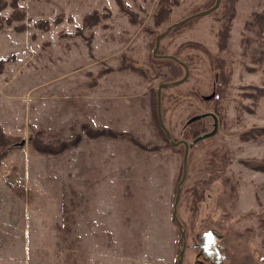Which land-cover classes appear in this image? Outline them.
<instances>
[{"label": "rangeland", "instance_id": "374dc122", "mask_svg": "<svg viewBox=\"0 0 264 264\" xmlns=\"http://www.w3.org/2000/svg\"><path fill=\"white\" fill-rule=\"evenodd\" d=\"M13 1L0 0V124L19 138L0 162V264H176L184 145L160 125L157 90L185 70L168 55L188 67L160 91L173 140L191 116L217 118L216 132L188 150L176 213L182 264H202L189 243L216 240L213 231L235 264L262 263L264 37L245 21L264 0H237L224 49L216 11L172 27L155 53L157 34L215 0H179L159 25V0ZM17 8L23 16L7 22ZM220 64L228 82L210 101ZM200 121V134L212 130L213 116Z\"/></svg>", "mask_w": 264, "mask_h": 264}, {"label": "trees", "instance_id": "16d2710c", "mask_svg": "<svg viewBox=\"0 0 264 264\" xmlns=\"http://www.w3.org/2000/svg\"><path fill=\"white\" fill-rule=\"evenodd\" d=\"M119 1V0H118ZM179 0H159L157 3V8L154 12L153 16V24L159 25L160 23H163L167 20L168 14L171 12L173 5L178 4ZM236 3L237 0H220L218 6L213 9L210 12H219L218 20L219 28L217 30V44L218 49H224L227 45L228 38L230 36V26L231 22L236 14ZM13 6H17V2L12 0ZM212 4V3H211ZM209 4V5H211ZM23 10L20 11V9L17 8V11L12 12L6 17V21L10 22L13 19H17L18 17L23 16ZM90 16H93V13H88L83 17L82 25L88 24L91 21ZM94 21V20H93ZM44 24H48L47 20H41L38 21V25L42 26ZM26 25L22 22L18 25H15L17 29H24ZM245 27L249 30H251L256 35V39L260 40L264 37L263 30H264V7L261 9H254L250 12V17L245 21ZM245 40H249L247 36L245 37ZM261 41V40H260ZM262 43V41H261ZM247 47V45H244ZM264 53V48H263ZM262 57L258 59V62L262 60ZM6 57L2 58L0 57V68L3 62L5 61ZM169 59V58H168ZM173 61V59H171ZM170 60V61H171ZM132 60H127L124 64V67H130L131 69H139L140 67L136 64L132 63ZM180 64L179 62H176ZM181 65V64H180ZM120 66L119 68H121ZM220 72H218L217 80L216 82V94L211 97V100L218 99L219 96L222 95V91L225 87V85L228 82V72L224 69L222 64H220ZM118 68V67H117ZM264 95V87L258 88L257 95ZM215 114V113H214ZM201 118L195 119L191 121L190 123H187L182 130V137L184 138H194L198 135H200V132L202 130V126H204L201 121ZM204 133V132H203ZM202 134V133H201ZM211 136V135H210ZM18 137L13 136V138L8 137L5 135V132L0 124V162L1 160L7 155L8 149L11 145H15V142L18 141ZM199 141V140H198ZM197 141V142H198ZM195 142V143H197ZM193 143V145L195 144ZM191 147V146H190ZM50 150H55V147H52ZM249 163V162H248ZM250 164V163H249ZM256 167V166H255Z\"/></svg>", "mask_w": 264, "mask_h": 264}, {"label": "water", "instance_id": "95a60500", "mask_svg": "<svg viewBox=\"0 0 264 264\" xmlns=\"http://www.w3.org/2000/svg\"><path fill=\"white\" fill-rule=\"evenodd\" d=\"M219 2H220V0H215L214 4L212 6L206 8L204 10L198 11L197 13L191 14V15L187 16L186 18H183L182 20L178 21V22H175V23H172V24L168 25L164 32H161L160 34H157L155 48L153 49V53L156 52V50L158 48L159 40H160L161 36L164 33L168 32L172 27H174L176 25H179V24L185 22L186 20H188V19H190L192 17H195L197 15H202V14H205V13H208V12L212 11L213 9H215L218 6ZM164 56H166V55H164ZM167 57H172V58L177 59V61H179L183 65L184 70H185L184 75H183L182 78L176 79V80H172V81H168V82H162L161 84H159V88L157 90V112H158V118H159L160 125H161L162 129L164 130L167 138L170 140L171 144L178 145V144L182 143L184 145L183 159H182V174H181V177H180V179H179V181L177 183V187H176L174 202H173V206H172V208H173L172 209V219L177 223L178 228L180 230L181 237L185 239V233H184V229L182 228V223L178 219V216H177L176 213H177V203H178V200H179L181 184L185 180L186 172H187L188 150H189L190 146L193 145V143L197 142L198 140H200V139H202L204 137L210 136V135H212V134H214L216 132V130H217V118H216V115L213 112H210V111H205V112H201V113L195 114V115L191 116L187 120L186 124L190 123L191 121H193L195 119L201 118L203 116L211 115L214 118V125H213L212 130L204 132V133L194 137L191 140V142H188L184 138H181V139H178V140H173L170 131L168 130V128L164 125V123L162 121L161 112H160V91H161V89L163 87H167V86H170V85L181 83L188 76V67L186 66V64H184V62H182L181 60H179L175 56L168 55ZM184 245H185V240H183L182 248L179 249V257H178V260H177V264H182V255H183Z\"/></svg>", "mask_w": 264, "mask_h": 264}, {"label": "flooded vegetation", "instance_id": "af4514ba", "mask_svg": "<svg viewBox=\"0 0 264 264\" xmlns=\"http://www.w3.org/2000/svg\"><path fill=\"white\" fill-rule=\"evenodd\" d=\"M161 57L166 58V56H161ZM215 80H217V77ZM214 94H213V96H214ZM186 236H187V234H185V242H186V238H187ZM196 237H197L196 242H191V243H189V245L192 246V248L197 250L195 254L198 257L197 260L200 263H202V264H235V260H234V256H233L234 255L233 252L235 251V249L231 246L230 247L228 246V248L232 249V252H231L232 254H230V252H228L226 244H223V241L225 238H224V236H222V234H218L217 232L213 231L212 237H214L216 240H213V238H211L208 234H197ZM218 239L222 240L220 245L218 244ZM183 240H184V238H182L180 235V238L178 241V242H180V244H179L180 247L183 244ZM186 244L187 243H185V247H186ZM184 250H185V248H184ZM178 252H179V250H178ZM183 255H184V252H183ZM183 255H182V261H183ZM178 257H179V253H178ZM178 257H177V260H178ZM248 262L249 261H247L245 263L243 262L240 264H247ZM176 264H177V261H176ZM250 264H251V262H250ZM254 264H264V261L262 263H259L257 261V263H256L254 260Z\"/></svg>", "mask_w": 264, "mask_h": 264}]
</instances>
